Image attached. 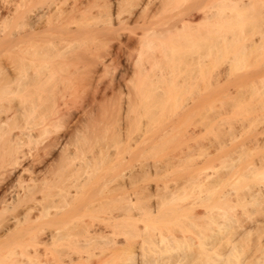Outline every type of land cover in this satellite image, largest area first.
Here are the masks:
<instances>
[{
    "label": "bare ground",
    "instance_id": "6f19581e",
    "mask_svg": "<svg viewBox=\"0 0 264 264\" xmlns=\"http://www.w3.org/2000/svg\"><path fill=\"white\" fill-rule=\"evenodd\" d=\"M168 1L0 0V54L5 55L4 58H6V66H0V264H77L79 262L76 261L79 258L74 259L75 255L70 254V252L78 253L79 257L80 253L96 255L94 253L95 249L99 253V248L100 251L103 250L102 246L106 244V247L111 246L113 248H109L108 255L102 257L104 259L99 255L97 256L100 259L95 256L96 260L94 262L99 264L102 260L104 262L112 260L116 264L117 261H120L119 264L158 263L156 261L159 258L156 259L157 256H151L159 251L156 249L159 241H164V238L159 237V235H154L156 238L148 236V239L146 237L144 239L143 237L136 248L135 245H126L122 243L123 241L118 240L119 244L116 241L117 238L116 240L112 239L113 235H116V230L117 233L120 231L121 225L119 226L118 223L121 224L120 222L124 218H121L122 213L119 212L122 211L121 205L124 206L125 213L127 212L129 215L134 214V210L137 208V198L134 191L129 188L131 191L123 196L120 194L118 196L117 193L112 192L113 188H109V192L111 189L110 198L106 199V197L105 199L108 203H112L109 204L111 208L113 204L115 206L113 209L105 211L107 212L106 215H103L104 212H102L104 205L108 206L107 201L104 202L105 193L103 189H96L88 201L82 202L83 198L81 199V196L84 197V192L89 189L85 187L92 178L93 170L98 164V157L96 155L87 158L79 156L77 164L72 166L76 158L75 149L77 147L75 145L72 149L70 145L75 144L76 141L85 140L87 136L86 129L93 114V104L85 102L79 112L75 113L68 105L64 90L69 87L72 73L80 67L75 65L74 62L78 63V61L84 60V63L81 62V66H83V70L87 75H92L93 72L96 73L101 66L105 65L106 55L109 54L100 53V47H103V41L108 39L112 27L114 28L116 24L121 26L128 23V21L137 22L140 20L142 31L137 34L133 33V40L140 47H143L142 45L150 47L157 42L156 40H161L159 36L165 35L164 33L171 29L181 32L182 29L187 27L215 25V19L218 20L219 17L216 16L217 12L219 14L221 11L212 3H201L189 8V10L179 12L173 18L169 16L162 20L159 29L151 27L153 21L150 17L162 7L167 6ZM227 2L226 8L229 9L228 5L230 4V8L236 10H243L252 4L251 0H227ZM221 12L226 13L227 11ZM222 13L219 15H222ZM228 14L229 12L226 15L224 14V17H228ZM218 24H222V21ZM115 30L114 32H116ZM114 32H111L113 35L110 36V39L117 35V32ZM118 44L120 46V42ZM56 58L62 63V66L58 64V68L55 69L52 62ZM74 58L77 60L73 61ZM140 62L142 63L141 59ZM146 69L147 66L144 64L142 68L140 67L141 71H146ZM54 76L64 79L63 83L56 82L53 86L51 84L44 87L47 81L50 82L55 78ZM50 87L54 91H44V88ZM127 104L121 106V121L120 124L118 122L116 128L117 133L124 128V112L128 110L130 103ZM248 141H243L240 144L236 141L237 144L230 146L232 149L227 146L229 153L236 154L234 156L230 155V159H228L231 163L234 162L232 165L229 161L227 162L229 165H225L222 161L224 157L221 158L222 155H220L217 156L220 160L219 164L218 160V165L213 166L211 164L210 166L207 164V161L210 160L207 159L210 152L207 151V146L209 149L210 144L207 142V146L200 145L202 150H199V152H202V155H200L203 157L198 167L197 184L199 200L201 199L202 202L200 203L204 206L202 208L204 211L201 209V214L204 216L200 214V217L202 216L200 222L203 224L198 225V229L202 230L198 237L208 229H212L213 225L216 229H210L215 231L214 235H211L212 239L210 238L212 241L208 237L210 236L209 233L213 234L211 231L203 234H208L207 237L203 235L199 237L201 241L198 245L202 256V259L199 257L200 264H230L232 260H229V256L231 252L233 253L237 239L242 238L247 233L249 234L250 231L252 233L253 230L261 233L256 246L260 245V248L264 246V151L248 162L236 163L242 161L239 158L241 155H248L250 149L252 152L253 148L259 150V146H263L264 142L262 143L261 140L255 138L252 140V137ZM227 142L222 143L224 146L232 144L230 141L228 144ZM218 145L219 143L217 148H222V144L219 147ZM215 148L216 146L213 149L215 150ZM225 150L227 149H221V152L227 153ZM219 151L217 152L219 153ZM214 153L218 154L215 151ZM212 158L214 157L212 156ZM242 159H244V156ZM70 166L72 168L68 172ZM226 166H231V169L226 170ZM223 167L226 168L223 169ZM135 176L136 171L130 170L128 172L126 180L128 186H133L131 184L134 183ZM123 177L125 178V175ZM237 178H246L249 184L251 183L248 187L249 190L245 192L246 194H241L247 201L243 199L244 201L241 202H247V204L248 202H260V205L263 204L260 207L263 214L259 215L258 219L249 221L248 218V221H246L245 214L248 211H242L246 212L243 215L241 211L236 209L238 207L236 205L235 210L237 213L231 211L233 209L230 208V210L222 208L225 211L220 208L216 211V208L221 207L219 205L218 207L213 206V209L209 205L211 210L208 211L207 204L213 200L210 199L218 190L216 189L218 186L229 185L222 192L221 197L218 198L221 192L219 189L220 192L218 191V195H215L217 197L216 202L231 200V196L235 194L234 191L230 192L233 189L229 188L234 186L233 184H235ZM243 184L245 185V183ZM119 185H122V183H119ZM238 185L241 184L238 183ZM238 185L236 184V186ZM98 187L100 186L98 185ZM222 187L221 189H223ZM214 189L215 191H213ZM235 189L237 188L234 187ZM107 191L105 192L107 193ZM88 192L85 193L89 194ZM207 197H210L208 198L209 201ZM121 198L124 204L121 203L119 206L117 203L121 201H119ZM110 199L112 202L109 201ZM237 200L239 199L237 198ZM222 202L220 204L223 205ZM247 204L243 205L247 206ZM241 205L239 210H241ZM256 205L258 208L259 204ZM227 210L229 214L235 212V216H238V212H241L243 217L241 216L239 219L242 218L243 220L244 217L246 219L244 218L245 221L243 220V222L240 221L239 225L237 222L238 226L236 227L238 228L234 229L235 236L231 235L232 238L225 241V249L218 250L221 239L223 240L221 237L230 233L228 225L233 220L232 218L230 220L226 213ZM207 212L209 216L212 212V217L207 216ZM213 214L220 217L217 219ZM120 218L121 221L119 222ZM202 220H208L209 223ZM233 222L236 223L234 220ZM210 223L211 225L213 223V225L208 227ZM232 224L234 223L231 222L230 227L233 226ZM204 225L207 226L204 227L206 229L203 228ZM117 226L119 229H116ZM140 230L139 233H142ZM127 231L128 229H126ZM225 231H228V233L221 234L222 236L219 235V233ZM136 232L138 231L136 230ZM217 234L219 237H216ZM259 234L258 236L255 235L259 237ZM142 242H146V246ZM168 244L166 247L170 246ZM258 250L259 252L262 251L261 249ZM147 251H153V253L148 255ZM262 252H260L261 255ZM255 255L253 257L255 262L253 260L252 263L264 264V256ZM176 259L181 260L179 256H176ZM87 263L93 264L92 262Z\"/></svg>",
    "mask_w": 264,
    "mask_h": 264
},
{
    "label": "rangeland",
    "instance_id": "374dc122",
    "mask_svg": "<svg viewBox=\"0 0 264 264\" xmlns=\"http://www.w3.org/2000/svg\"><path fill=\"white\" fill-rule=\"evenodd\" d=\"M206 2L216 5L218 10L227 11L226 13L220 11L223 16L217 12L216 16L219 17L218 20L215 19L217 17L214 18L215 25L187 27L181 32L171 29L164 33L165 35L159 36V39L160 37L161 40L163 39L162 42L156 40L155 44L150 47L146 46L147 48L145 45L140 47L133 40V33L137 34L142 31L140 20L137 22L128 21L121 26L115 23L111 32L116 29L117 33H114L117 35L110 39V36L113 35L110 32L108 39L103 41V47H100V53L109 54L106 55L105 65L101 66L96 73L87 75L81 66V62L84 63V60L78 61V63L74 62L80 67L72 73L69 87L64 90L68 105L75 113L79 112L85 102L93 104V114L86 129L85 140L76 141L75 144L70 145L72 149L75 145L77 147L75 149L76 158L72 166L77 164L79 156L87 158L96 155L98 157V164L93 170L92 178L85 187L89 188L85 191L86 193L89 191V194L84 192V197L81 196L82 202L88 201L98 188L103 189L105 193L104 202L111 192V189L109 192V188H115V192L113 189L112 192L117 193L118 196H123L131 190L134 191L137 198V208L134 210V214L125 213L124 206L121 205L122 198L117 203V205H121L122 211L119 212L122 213L121 218H124L122 221L121 218L119 220V222L121 221V224L118 223L119 226L121 225L120 229L118 226L116 227L121 233H117L116 230V235H113L112 239L116 240L117 238L116 241H123L122 243L126 245H135L136 248L143 237L148 239V236L159 235L164 238V241H159V248L158 246L156 248L160 253L157 251L155 254L153 251L146 252L148 255L153 253L151 257L159 258L156 264H200L199 257L202 259V256L198 245L201 241L199 237H202L205 232L209 233L215 227L212 223L214 227L210 228L211 230L207 228L208 231H203L204 233L202 232L203 234L198 237L202 231L198 228L202 223L200 222L201 218L204 216L201 214L202 210L204 211L202 209L204 206L200 203L201 199L199 200L197 184L198 167L203 157L201 156L202 152H199L202 150L200 145L207 146V142L210 144L209 149L207 146V151H210L209 154L207 152V159H210L207 164L215 166L220 162L219 157L217 158L220 155H222L221 158L224 157L223 160L221 159L224 161L223 163L229 165L227 162L230 155L236 154L229 153L227 146L232 149L231 147L236 141L239 144L243 141L249 142L248 139L250 140L252 137V140L255 138L264 142V132H262L264 131V0H251L252 4L243 10L232 9L230 4L228 5L229 10L226 8L227 0H169L167 6L162 7L150 17L153 21L151 27L159 29L162 20L169 16L173 18L179 12ZM228 12L229 16L224 17V14L226 15ZM220 21L222 24L217 25ZM4 57L5 55L0 54V62H2L0 66H6ZM75 60L77 59L74 58L73 61ZM52 64L55 69L58 68V64L62 66L57 58ZM143 64L147 66L146 71L140 70ZM54 77L50 82L47 81L44 87L51 84L53 86L56 82L63 83L64 79ZM44 91L54 90L50 87L44 88ZM126 102L130 105L124 112V128L117 133L116 128L118 122L120 124L121 121V106L127 104ZM228 140L232 144H228L230 143ZM217 142L220 146L222 144V148H217ZM222 142H227L228 145L224 146ZM259 147V150L253 148V152L249 148V153L246 152L248 155L239 156L242 161L236 163L248 162L256 158L264 151V145ZM221 149H227L225 150L227 153L221 152ZM214 151L216 153L219 151L222 154H215ZM243 156L244 159H242ZM213 159L216 161L212 162ZM229 163L232 165L234 162L229 161ZM72 166L69 167L68 172ZM226 167L223 169H231V166ZM130 170L136 171V178L131 187L126 181ZM240 178H237L236 181L241 185L235 181L234 186L229 188L233 189L230 192L234 191L235 195L231 196L230 201L221 200L223 205L220 204L221 201L216 202L215 195L221 190L219 195L217 194L218 198L221 197L220 195L229 185L218 186L220 187L216 188L218 190H213L215 193L210 199L213 200L207 204L208 211L211 210V207L213 209V206L218 207L219 205L221 207L216 208V211L220 208L221 210L228 208V210L233 209L231 211L236 212L235 208L238 206L236 209L241 212L251 210V213L245 214L246 221L248 218L249 221L258 219L257 217L263 214L260 208L263 204L261 206L260 202H248L249 205L247 202H241L245 200L241 194L249 190L248 187L251 183L249 184L246 178H243L245 182ZM258 179L260 180V178ZM243 186L244 188H242ZM234 187L237 188L235 189L237 191L234 190ZM208 198L210 197H207V200ZM109 201L112 202L111 199ZM106 204L109 206L112 203L107 201ZM239 204H247L248 207L243 205L242 208L241 205V210H239ZM250 204L253 205L250 206ZM256 204H259L258 208ZM209 205H211L210 208ZM105 206L107 205H104L102 209L103 215H106L105 211L113 209L115 205L113 204L112 208ZM256 208L260 211H257ZM228 210L226 213L230 220L232 218L236 223L229 220L230 223H234L231 227L230 223L228 225L231 228H228L230 233L228 231L219 233L220 236L226 232L228 234L221 237L223 240L221 239L218 250L226 248L225 241L231 239V235L235 236L234 229L238 228L236 226L240 221H245L244 218L242 220L239 217L246 212H238L239 215L235 216V212L229 214ZM124 213L125 215H123ZM211 213L209 216L207 212V216L212 217ZM214 216L216 217V215ZM218 217L220 216L217 215L216 218L218 219ZM209 220L212 221L210 218ZM205 221V223H209L208 220ZM198 222L200 223L198 224ZM205 225L203 228L207 227ZM212 225L210 223L208 227ZM126 229H128L127 232ZM139 229L142 231V233L140 232L141 237ZM214 230L216 229L214 228ZM198 231L200 232L198 233ZM253 231L237 239L233 253L231 252L229 256L232 264H254L252 261L255 254L264 256V246L261 248L260 245L256 246L261 233L259 230L260 234ZM211 232L213 234L209 233V239H212L211 235H214L215 231ZM255 234L257 236L259 234V237ZM207 235L203 236L207 237ZM216 237H219L218 234ZM208 242L210 241L208 240ZM142 243L143 245L147 244L146 242ZM175 243L180 245L177 246ZM167 244L170 245L169 248L166 247ZM106 245L102 246V252L99 248L100 254L95 249L96 255L90 253L91 257L88 253H80V257L76 252H73L75 254L70 252L75 255L74 257L69 255L74 259L79 258L76 261L79 262L77 264H86V262L98 264L94 262L95 256L106 257L109 248H113L106 247ZM258 249L263 251H260L263 253L262 255ZM176 256H179L181 260H177ZM97 258L100 259L98 256ZM119 262L117 261V264ZM100 263L116 264L112 260L106 262L102 260Z\"/></svg>",
    "mask_w": 264,
    "mask_h": 264
}]
</instances>
